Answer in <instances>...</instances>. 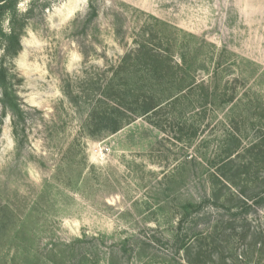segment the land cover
<instances>
[{"label": "rangeland", "instance_id": "374dc122", "mask_svg": "<svg viewBox=\"0 0 264 264\" xmlns=\"http://www.w3.org/2000/svg\"><path fill=\"white\" fill-rule=\"evenodd\" d=\"M93 5L90 19L89 0L18 4L31 16L10 60L21 118L0 104V264L184 263L172 240L180 205L210 194L206 173L217 170L204 162H217L226 132H237L243 154L264 128V0ZM140 43L183 55L192 76L210 91L226 85L237 105L189 109L182 129L178 110L173 122L169 109L151 116L164 130L127 112L133 121L117 132L91 135L95 83ZM263 216L255 207L247 218L259 228ZM229 218L205 203L189 234Z\"/></svg>", "mask_w": 264, "mask_h": 264}, {"label": "trees", "instance_id": "16d2710c", "mask_svg": "<svg viewBox=\"0 0 264 264\" xmlns=\"http://www.w3.org/2000/svg\"><path fill=\"white\" fill-rule=\"evenodd\" d=\"M20 1L0 0V104L3 112L10 111L15 121L21 118V108L15 89L16 74L10 60L21 49L20 40L31 16L30 9L25 13L19 11ZM95 15L93 0H89L88 18ZM169 52V48L157 50L140 43L121 58L104 84L95 83L98 93L88 115L91 135L117 132L133 121L131 114L150 119L168 109L173 117L170 122L178 118L175 110L179 111L180 121L176 123L182 129L187 126L183 119L187 110L211 105L217 99L221 105L232 103L233 95H226V85L222 84V91L217 88L210 91L203 80L192 76L183 55L177 62ZM220 65L218 62L217 68ZM150 122L164 130L159 120L150 119ZM260 128L261 134L250 142L243 154L239 151L242 142L237 132L233 129L226 132L218 143V152L211 156L218 157L217 162H204L206 167L215 168L217 172L206 173L211 188L205 199L188 200L180 205L181 215L172 243L176 252L182 251L184 263L178 261L177 264H264V226L253 228L247 218L255 207L264 209V128ZM205 203L226 210L230 218L214 221L206 231L189 234ZM190 224L194 225L186 229ZM236 238L242 241L240 250L230 243Z\"/></svg>", "mask_w": 264, "mask_h": 264}]
</instances>
